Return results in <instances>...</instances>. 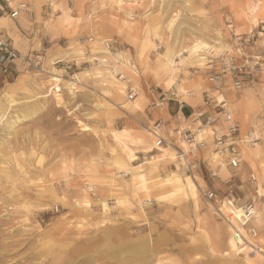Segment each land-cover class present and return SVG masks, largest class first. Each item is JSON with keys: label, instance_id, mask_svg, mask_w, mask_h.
<instances>
[{"label": "rangeland", "instance_id": "1", "mask_svg": "<svg viewBox=\"0 0 264 264\" xmlns=\"http://www.w3.org/2000/svg\"><path fill=\"white\" fill-rule=\"evenodd\" d=\"M3 3L25 6L0 19L6 36L7 21L36 28L8 38L21 58L13 75L0 72V264H264V223L225 254L233 231L202 193L264 205V0ZM219 95L238 124L234 169L210 159L212 135L198 130L211 116L226 133ZM197 98L215 112L182 118L181 103ZM183 131L204 146L193 153Z\"/></svg>", "mask_w": 264, "mask_h": 264}, {"label": "built area", "instance_id": "2", "mask_svg": "<svg viewBox=\"0 0 264 264\" xmlns=\"http://www.w3.org/2000/svg\"><path fill=\"white\" fill-rule=\"evenodd\" d=\"M25 8L23 4H17L16 7L12 8L8 6L7 3L0 4V15L2 12H5L6 9H9V16L10 18L14 19L19 15V12L21 9ZM21 58V55H19V52L17 51L16 48L12 45L11 41L7 39L4 34L0 31V69L2 71H5L6 67L10 64H14L17 59ZM230 70L232 72V78L233 81L235 82V85L237 88L241 86V83L236 79L238 76V72L240 71L238 67L234 66L233 63H230ZM133 98V94L129 95L128 99L131 100ZM220 108L222 110V115L224 117V121L227 123L225 130L226 133H221L219 131L213 132V144L214 147L217 150H221V153H226L228 155L227 157V165H229L231 168H237L239 167V159L234 151L232 144L238 140V124L237 122L233 119L232 115L229 114V111L226 109V106L224 103L220 105ZM216 117H208V123L214 122ZM185 137L188 139L187 141L189 142L190 149L193 153L197 151V148L199 146H204V139H194L193 133L190 131L185 132ZM156 146H159L162 144V138L160 135H156ZM249 180L252 181L253 183H256L255 180V175L253 173L249 174ZM203 193V198L207 202V206L210 209V213L214 215L215 217H220L223 218L227 223L230 221L231 217L233 216L232 211H222V201L218 200L216 198V194L212 189L206 188L205 190H202ZM228 205L231 207V209H235L234 204H232L231 200H228ZM240 209V214L241 218L244 221V224L248 226L250 223V220L254 217V212H255V206L252 201L245 202L244 204L240 205L237 207ZM252 232L254 231L252 228H250ZM235 238L242 239V244L244 241H246V238L240 233V231L235 230ZM240 241V240H239ZM238 241V244H241V242ZM258 248V247H257ZM260 249V248H258Z\"/></svg>", "mask_w": 264, "mask_h": 264}, {"label": "bare ground", "instance_id": "3", "mask_svg": "<svg viewBox=\"0 0 264 264\" xmlns=\"http://www.w3.org/2000/svg\"><path fill=\"white\" fill-rule=\"evenodd\" d=\"M118 3H120V1L118 2ZM122 3V2H121ZM254 19H255V22H256V18L254 17ZM172 20H174V18L172 19ZM175 21V20H174ZM173 21V22H174ZM175 23V22H174ZM254 23V22H253ZM168 24V23H167ZM170 26V25H169ZM166 28H168V27H166ZM170 28V27H169ZM171 29V28H170ZM170 29H169V31H170ZM99 39V38H98ZM200 41V40H199ZM216 41H218L217 39H216ZM149 43V42H148ZM153 43V42H152ZM196 43V42H195ZM201 43V42H200ZM202 43H203V41H202ZM194 44V43H193ZM192 44V45H193ZM215 44V43H214ZM201 45V44H200ZM203 45V44H202ZM201 45V46H202ZM204 45L206 46V42L204 43ZM222 46V45H221ZM203 48H204V46H202ZM201 47V48H202ZM196 48L198 49L199 48V43H196V44H194V46H193V50H194V52H196L197 50H196ZM207 48H210V46H207ZM206 49V48H205ZM94 50H96V52L98 51V52H103V53H106V54H108V55H112V53H110L109 51H107L106 50V47L104 48L102 45H101V41L100 40H97V42H96V46H95V49ZM200 50V49H199ZM198 50V51H199ZM201 52V51H200ZM66 56V55H65ZM96 59H97V57H96ZM101 59V58H100ZM204 59H205V57L204 56H202L201 54H199V53H196V56H195V58L193 59L194 60V63L196 64H203V62H204ZM102 60V62H104L105 61V59L104 58H102L101 59ZM173 80V79H172ZM115 81H117V80H115ZM71 82H73V81H71ZM118 82V81H117ZM68 83H69V81H68ZM115 83V82H114ZM113 83V84H114ZM74 84V83H73ZM71 85V84H70ZM69 85V86H70ZM115 85H117V84H115ZM118 87V86H117ZM121 92H123V90L122 89H119ZM120 93V92H119ZM58 95V94H57ZM220 102H224L223 100L222 101H220ZM225 105V104H224ZM227 109V108H226ZM228 110V109H227ZM4 111V110H3ZM229 111V110H228ZM1 112H2V110H1ZM229 114L230 115H232L230 112H229ZM2 117H3V114H0V121H1V119H2ZM232 117H233V115H232ZM215 120H216V118H215ZM225 123V122H224ZM210 124H212V123H210ZM210 124H208V125H210ZM12 125V124H11ZM11 125L9 126V128H11ZM226 127V126H225ZM161 128H160V125H156V126H154L153 128H152V131H150L149 133L150 134H154V135H158L159 133H158V131L160 130ZM198 130H200V132L202 133V134H205V132H204V130H201V128L200 129H198ZM122 132H124V130H116V131H114V133H113V135H114V138L116 139V138H120L119 137V135L121 134L122 135ZM147 132V131H146ZM213 132H215V131H209V136L210 135H212V142H211V144L212 145H214L213 144ZM117 133H119V135H117ZM112 134V133H111ZM200 135V134H199ZM125 136V135H124ZM130 137V136H129ZM135 138V137H134ZM206 138V137H205ZM132 139V138H131ZM147 136H140V137H137L136 138V142H138V143H141V144H143V143H146L147 142ZM127 140V139H126ZM123 142V141H122ZM156 143V140H155V142H154V144ZM123 147L125 148V150L127 149V147H126V145H125V143L123 142ZM210 144V146H212ZM208 145V144H207ZM153 148V147H152ZM162 148H158V150L159 151H162L161 150ZM212 150H211V153H210V157H213V155L215 156H217L216 158H215V160H214V162L216 161V159H218V160H222V163H223V165H226L227 163H226V161H227V157H228V155L226 154V153H221V150H217L216 148L215 149H213V148H211ZM128 151V150H127ZM131 154V153H130ZM130 154H129V152L127 153V155H129L130 156ZM132 155V154H131ZM126 157V156H125ZM131 157V156H130ZM128 158V157H127ZM183 158V157H182ZM219 162V161H218ZM240 162V161H239ZM227 166V165H226ZM229 166V165H228ZM230 167V166H229ZM129 168V167H128ZM231 168V167H230ZM232 169V168H231ZM137 172V171H136ZM138 174V173H137ZM175 174V173H174ZM139 176V179H140V181H143L144 180V174H139L138 175ZM197 180V179H196ZM186 182H187V184H188V188H189V192H190V194H191V197H192V199H193V206H194V210L196 211L197 210V207H198V200L196 199V197H197V185L195 184V182H192V180L190 179V177L189 176H186ZM181 183V182H180ZM203 183V182H202ZM142 184V188L144 189L145 188V184L144 183H141ZM171 184V183H170ZM175 184V183H174ZM174 184H171V185H174ZM200 184H201V182H200ZM203 185V184H202ZM175 186V185H174ZM177 186V185H176ZM181 186V185H180ZM258 191L259 192H261L260 191V189H258ZM83 203H85V202H83ZM222 206L224 207V209H226L227 211H232V214H233V216L231 217V219H230V221L228 222V227H229V231L231 230V231H233V234L231 235V236H229L228 238H227V247L229 248L226 252H225V254H228L229 255V253L230 252H235V250H238V249H240V250H243V249H245L246 248V245L245 246H243L242 248H239L240 246H242L241 244H242V239H237V238H235V230H237V231H240V233L246 238V236L248 235V233H252V232H250V229H247L248 227L246 226V224H244V221L242 220V218H241V214H240V209H238V208H236L235 207V209H231L229 206H228V204L227 203H225V202H222ZM255 214H254V217L250 220V224H252L254 227H255V222L256 223H258V224H260L261 225V223L263 224L264 223V205L262 206V209H261V213H258L257 211H256V209H255V212H254ZM253 227V228H254ZM238 241L239 242H241V244H238ZM245 242V241H244ZM244 242H243V244H244ZM259 251L261 252L262 251V249H259L258 250V252H256L257 254L259 253ZM237 253V252H236ZM244 255H245V253H244ZM246 255H248V253L246 254ZM245 255V256H246ZM260 257H263V255L262 254H258ZM262 255V256H261ZM247 257H245L244 258V261H245V263H248V264H256V263H254L253 262V260H251V261H249L248 259H246Z\"/></svg>", "mask_w": 264, "mask_h": 264}, {"label": "crops", "instance_id": "4", "mask_svg": "<svg viewBox=\"0 0 264 264\" xmlns=\"http://www.w3.org/2000/svg\"><path fill=\"white\" fill-rule=\"evenodd\" d=\"M12 8H14V7H12ZM5 17H7V18H9L10 20H13L12 18H10V16H9V10H5V12L3 13V14H1V16H0V19L1 18H3L4 19V21L6 22V18ZM16 18V17H15ZM7 36H6V34H5V32L3 33V31H2V28H0V31L4 34V36L8 39V38H12V39H15V37L17 36V34H21L25 39H27V38H29L30 37V34L34 31V28H36L35 27V25H31V28H29V27H27V28H29V33H28V31H26V30H24L23 29V32H21V29L20 28H18V26L17 25H13V23H10V22H8L7 21ZM32 31V32H31ZM19 41V40H18ZM150 43V42H149ZM148 43V44H149ZM14 64H16V62L14 63ZM14 64H10V65H8L7 67H6V69H5V71H2V70H0V72L1 73H3V74H9V75H13L14 74V72L16 71V65H14ZM218 98H219V100H218V103L217 104H219L220 103V101H224V102H221V104L222 103H224L225 104V106H226V108L229 110V112L232 114V112H231V110H230V107H231V104H228V102L223 98V96L222 95H219L218 96ZM207 99V101H204V103H205V105L197 98V99H192L191 101L190 100H188V101H186L185 103H181V109H180V112H179V114L180 115H182L181 117L182 118H187V116H188V118H193V116L195 115V113L196 112H200L199 114H205L206 116H209L210 115V113H212L211 111L212 110H214V106H216L215 105V103H213L212 101H214V100H212L211 101V99H208V98H206ZM213 112H215V110L213 111ZM200 119V118H199ZM183 119H181L180 121H179V123H181V121H182ZM196 120V119H195ZM223 122L222 123H224L225 121H224V119L222 120ZM183 123V122H182ZM184 124V123H183ZM227 125V123L225 122V126ZM220 127H222V125H221V120L220 119H216L212 124H210V125H204L203 126V128H201V130H204V132H205V134H207V138L208 137H210L209 136V131H219L220 130ZM223 128V127H222ZM150 132V131H149ZM220 132V131H219ZM170 133V132H169ZM151 135H153V134H151ZM164 135V137L165 136H168V135H166V134H163ZM170 135H171V133H170ZM210 141V140H209ZM211 150L212 149H208V150H206V154L207 155H210V153H211ZM217 156L215 155H213V157H210V159H212L213 161L215 160V158H216ZM219 165H221L222 166V168H225L226 167V165H223V163H222V160L220 159L219 160ZM192 199V198H191ZM196 199H197V197H196ZM193 200V199H192ZM198 200V199H197Z\"/></svg>", "mask_w": 264, "mask_h": 264}]
</instances>
